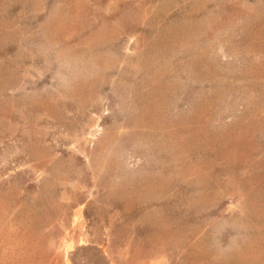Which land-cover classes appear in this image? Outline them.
Returning <instances> with one entry per match:
<instances>
[{
    "label": "rangeland",
    "instance_id": "rangeland-1",
    "mask_svg": "<svg viewBox=\"0 0 264 264\" xmlns=\"http://www.w3.org/2000/svg\"><path fill=\"white\" fill-rule=\"evenodd\" d=\"M0 264H264V0H0Z\"/></svg>",
    "mask_w": 264,
    "mask_h": 264
}]
</instances>
